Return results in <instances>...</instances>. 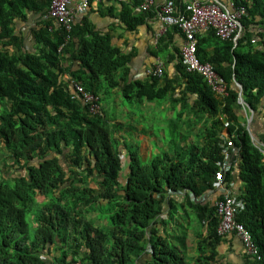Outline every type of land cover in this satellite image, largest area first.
Masks as SVG:
<instances>
[{"label":"trees","instance_id":"1","mask_svg":"<svg viewBox=\"0 0 264 264\" xmlns=\"http://www.w3.org/2000/svg\"><path fill=\"white\" fill-rule=\"evenodd\" d=\"M144 1L121 3L127 30L145 22L146 11L133 14ZM49 3L0 0V264H220L214 203L222 194H207L226 151L223 185L241 183L237 195L230 190L242 203L236 219L259 249L253 264H264V154L251 139L264 121V0H235L245 8L235 42L213 29L196 35L197 55L213 66L224 94L186 69L181 44L172 55L175 77L163 70L127 80L130 54L79 15L66 39L42 16ZM175 34L183 39L172 26L157 51ZM72 81L98 97V113ZM238 84L252 111L249 130ZM113 88L138 105L179 102L171 137L153 135L158 150L147 163L114 137L118 127L100 104Z\"/></svg>","mask_w":264,"mask_h":264},{"label":"built area","instance_id":"2","mask_svg":"<svg viewBox=\"0 0 264 264\" xmlns=\"http://www.w3.org/2000/svg\"><path fill=\"white\" fill-rule=\"evenodd\" d=\"M92 1L98 0H50L49 6L42 15L45 19H52L54 24L62 28L66 33V39L72 29V23L78 15L85 13ZM121 1V0H118ZM149 1L145 0L138 9H146ZM245 13L241 4L235 0H227L225 4L218 0H189L182 9L175 6L173 0H166L158 12V18L164 28L176 26L182 33L180 54L188 71L198 72L204 77L212 89L219 93H225V86L216 73L213 66L203 62L197 55L196 35L202 31L213 29L216 36L222 39L232 38L235 42L241 32L240 18ZM61 48V46H60ZM164 64L162 61L155 62L150 66L147 75L160 76L163 73ZM73 91L76 96L88 106L91 113H98V97L87 91L82 84L73 82ZM227 146H232L230 140ZM229 152L224 154L225 163L215 172L217 187L222 189V198L215 200L216 214L218 216L217 233L222 237L233 235L243 248L247 257L252 260H259L260 253L257 245L252 239L249 230L236 219V214L242 208V203L230 194V191L223 185V174L229 169ZM72 264H79L78 261Z\"/></svg>","mask_w":264,"mask_h":264},{"label":"crops","instance_id":"3","mask_svg":"<svg viewBox=\"0 0 264 264\" xmlns=\"http://www.w3.org/2000/svg\"><path fill=\"white\" fill-rule=\"evenodd\" d=\"M149 4L146 9H133V14L138 15L145 12V22L138 25L133 31L127 30L125 24L122 22L119 12L121 3L126 0H98L92 1L88 10L79 15L80 19H86L90 24V28L98 34H108L110 36L111 45L117 47L122 53L130 54L131 58L128 63L127 80H143L147 77V69L157 61H162L164 64V71L170 77H175V59L172 57L174 48L179 47L182 39L180 35L175 34L173 41L166 44V47L162 44L161 49L157 51L158 38L165 35L168 28H164L163 24L158 18V12L161 6L166 0H148ZM175 6L180 8L189 0H173ZM208 1V0H202ZM220 2V0H218ZM221 3V2H220ZM20 21V20H15ZM84 21V20H83ZM29 26L28 23L24 25V31ZM89 37V36H88ZM212 49V48H211ZM65 77L67 75L65 74ZM112 94L115 95V101L120 97L118 88H113ZM179 95H175L178 98ZM132 103V102H131ZM154 102L144 101L141 106L146 110L152 108L153 110H161L164 113L163 119L165 124L173 120L178 114L179 102H176L173 107L168 99H164L160 104L154 105ZM246 118V127L249 130L251 128V122L247 125L248 119L252 120V113L248 109L243 108L241 105V112ZM183 119L192 118V114L183 115ZM263 121V120H262ZM253 129V128H252ZM254 135L251 136L252 141L261 149L264 154V121L256 123L254 128ZM147 136V135H145ZM148 137V136H147ZM241 183L239 181L230 184V189L237 195ZM222 189L217 187L212 193H208L207 196L215 197L222 193ZM206 233V232H204ZM194 247V243L192 244ZM194 252V251H193ZM220 264H253L252 259H247L240 241L233 235H229L221 238V242L218 246V256Z\"/></svg>","mask_w":264,"mask_h":264},{"label":"rangeland","instance_id":"4","mask_svg":"<svg viewBox=\"0 0 264 264\" xmlns=\"http://www.w3.org/2000/svg\"><path fill=\"white\" fill-rule=\"evenodd\" d=\"M101 97L100 104L104 108L107 118H110L118 127V132H115L114 135L118 140V145L122 147L125 141L129 151L136 152L143 163L149 162L158 150L152 140L153 135L160 136L161 139L171 137L168 123L165 124V120H161L165 117L164 113L161 110H153L152 108L146 110L141 105L130 103L121 95L116 101L114 94L105 97L101 95ZM154 103V105H158L161 101H154ZM143 132L147 133L148 137L142 134ZM120 135L123 139L120 138ZM2 159L3 149L0 143V170L2 169ZM9 171L8 168L5 171L3 170L1 174L6 177ZM101 216L104 218L103 215ZM105 218L108 222L106 215Z\"/></svg>","mask_w":264,"mask_h":264},{"label":"water","instance_id":"5","mask_svg":"<svg viewBox=\"0 0 264 264\" xmlns=\"http://www.w3.org/2000/svg\"><path fill=\"white\" fill-rule=\"evenodd\" d=\"M238 87H239V102L241 103V105L243 107H247L246 104L244 103L243 99H242V96H241V90H242L241 85L238 84ZM251 113H252V111H251ZM250 122H251V118L248 119L247 125H249Z\"/></svg>","mask_w":264,"mask_h":264}]
</instances>
